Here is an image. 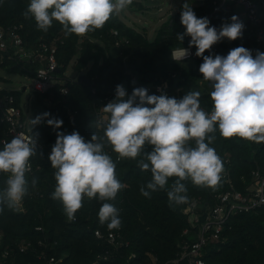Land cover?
<instances>
[{
  "label": "trees",
  "instance_id": "16d2710c",
  "mask_svg": "<svg viewBox=\"0 0 264 264\" xmlns=\"http://www.w3.org/2000/svg\"><path fill=\"white\" fill-rule=\"evenodd\" d=\"M214 2L220 0H200L191 5L197 18H207L210 27L219 30L224 23H229L238 9L231 4H224L214 12ZM30 0H0V27L19 26L20 34L26 46L36 47L40 43L56 44V62L63 74L75 58L74 71L84 75L91 84L67 81L68 94L63 96L56 86L47 94L32 92L27 99L28 113L31 119L49 113L48 119L56 118L63 123L59 129H53L42 121L31 129V134L43 143L44 150L30 159L34 167L39 169L32 175H26L29 181L28 194L23 198V212L4 208L0 211V248H8L16 255V264H45L38 259L36 250L38 240L47 244V257L60 260L58 264H148L150 256L159 264L175 257L178 246L188 240L182 236L185 229L192 231L188 216L183 212L185 204L170 203L167 191L177 178H169L165 189L151 193L150 198L141 195L140 189L151 180L150 171H142L136 159L118 160L117 155L105 145V152L116 164V178L125 185L112 201H100L96 198L83 199L82 207L75 213V219L69 221L59 201L51 199L56 182L54 169L48 159V151L56 141V133L65 135L78 132L86 142L96 132L103 135L97 128L96 111L101 101L115 99V88L122 85L130 96L134 88L158 85L167 82L170 93L178 91L177 100L182 99L189 91L200 92V107L210 113L212 110L211 84L201 82L203 77L199 66L202 57L191 58L177 63L171 60L170 51L175 48L189 46L190 37L185 36L180 42L177 36L185 32L180 23V14L184 4L164 22L156 31L155 37L149 40L145 31H136L119 20L117 14L104 24L101 29L89 32L84 36H65L62 26L53 22L47 32L37 30L32 19L22 15ZM257 14L264 27V1L255 0ZM133 4V3H132ZM139 8L138 4L134 3ZM242 36L234 41L224 39L207 50L203 55L227 56L230 50L244 47L255 56L259 51L264 53V41L261 46L254 43L252 29L243 24ZM111 31H117L118 40H125L119 47L114 45L115 38ZM194 53L196 48L192 47ZM40 66L34 63L7 61L0 63V70L9 74L31 76ZM3 80L0 78V81ZM5 94V92H1ZM19 106L20 92H10ZM127 98V97H126ZM76 113L72 118L70 114ZM210 135L214 141L209 145L220 157H229L230 173L235 185L242 186L251 179V172L264 169V143L257 144L241 138H222L219 131ZM13 137L7 135V126L1 121L0 113V150L2 140L10 142ZM207 142V141H206ZM195 147L194 142H190ZM151 146H145L150 151ZM8 174L0 173V191L6 187ZM37 183L33 188L31 180ZM187 188L188 201L200 198L204 204H212V196L225 190L220 180L214 188L197 187L191 181H183ZM112 203L119 212L120 230L124 243L115 255L106 261L96 257L102 253L106 245L94 235L96 230L103 233L109 229L107 223L101 225L98 212L103 203ZM42 227L43 231H36ZM116 230V229H110ZM222 236L225 242H219L205 248L203 260L206 264H264V206L247 214L232 217L226 224ZM30 242L32 247L19 253L16 244L25 245ZM135 258L131 259L130 255Z\"/></svg>",
  "mask_w": 264,
  "mask_h": 264
},
{
  "label": "clouds",
  "instance_id": "9594fccd",
  "mask_svg": "<svg viewBox=\"0 0 264 264\" xmlns=\"http://www.w3.org/2000/svg\"><path fill=\"white\" fill-rule=\"evenodd\" d=\"M131 4L132 0H30L22 15L32 19L39 31L47 32L55 21L66 37L84 36L101 29L112 15ZM180 23L185 32L177 39L182 42L185 36L190 37L189 48L195 47V55L203 58L199 72L201 82L212 87L211 112L200 107L199 91H189L177 100L163 93L149 95L143 87L134 88L128 96L125 88L117 85L115 99L101 109L107 115L97 122L102 136L94 132L86 142L75 131L67 135L56 133L48 157L56 182L51 199L62 204L69 221L75 219L85 197L112 201L125 187L116 178V164L105 152V145L118 160L143 157L138 166L151 172V180L140 189L146 198L165 189L169 178H177L167 197L170 203L179 205L188 202L183 181L214 188L221 179L223 164L209 146L215 139L211 133L218 130L225 139L237 137L264 143V53L258 51L253 56L241 46L230 50L227 56L203 55L224 39L234 41L242 36L244 25L236 16L217 30L209 26L206 17L197 18L185 3ZM181 53L184 58L188 50L182 48ZM49 115L29 119L30 132L44 120L49 127L59 129L63 121L48 119ZM36 143L35 135L20 133L3 144L0 173L8 174V178L0 191V211L15 209L28 194L26 173L31 170L30 159L36 156ZM145 146H151V150L145 151ZM36 183V179L31 180L33 188ZM98 219L101 225L107 223L109 229L121 225L118 209L112 203L102 204Z\"/></svg>",
  "mask_w": 264,
  "mask_h": 264
},
{
  "label": "built area",
  "instance_id": "2783aa9c",
  "mask_svg": "<svg viewBox=\"0 0 264 264\" xmlns=\"http://www.w3.org/2000/svg\"><path fill=\"white\" fill-rule=\"evenodd\" d=\"M170 2H178L180 0H167ZM264 1V0H260ZM231 4L239 11L235 15L240 22L249 25L252 29L254 43L257 46H261L264 41V27L261 18L257 14V7L255 0H220L217 4L214 2L216 12L224 4ZM191 6V5H190ZM21 27L13 25L8 27H0V63L4 59L7 61H20L26 63L38 64L40 68L31 76H25L27 81L31 82L30 88L32 92H38L40 94H47L51 92L56 86H59V93L63 96L68 94L66 87L67 81L61 82V77L63 74L60 72V67L57 65L55 54H56V44L55 41L46 44L40 43L36 47L26 46L24 39L20 34ZM111 35L116 39L114 45L119 47V45L125 40H118L117 31H111ZM182 48H175L170 51L171 60L177 63H182L185 60L196 58V55L192 48L189 46L183 49L188 50V55L182 58L181 53ZM57 70L59 72L57 73ZM167 82H162L158 85H147L149 95H160L161 93L167 95L168 97L177 98L174 93H170L167 90ZM24 93L26 87H23ZM22 89V90H23ZM5 92V94H1ZM10 92L15 91H5L0 89V113L1 121L7 126V135L10 137H15L20 133L26 136L31 135L29 119L26 112L28 113V103L26 106L21 105V100L19 106L16 104L15 97L10 94ZM19 92V91H16ZM111 100L104 99L101 101V106L96 111L97 122L107 114L102 112V108L106 106ZM76 113L70 114L72 118ZM100 129V128H99ZM5 140L1 141V144L5 143ZM44 150V145L37 140L36 143V153ZM51 154V150L48 151L47 156ZM220 157V156H219ZM223 164V171L221 175V181L225 186V190L216 193L212 196V204H204L200 198L189 200L186 203L183 212L188 216L189 222L191 224L192 231L190 229H185L182 232V236L188 237V240H184L182 244L178 246V252L175 257L161 263V264H206L202 256L205 252V248L210 245H215L219 242H225L226 238L222 236L226 224L229 220L240 214H247L255 211L264 206V169H255L251 172V179L249 182H245L241 178L242 186L241 188L235 185L230 173L231 161L229 157H220ZM31 170L26 173V175H32L35 171L39 169V166L34 167L30 162ZM18 212H23L22 203L15 208ZM36 231H43L42 227H37ZM94 235L97 239L101 240L106 248L103 249L102 253L96 257L95 263L99 260H109L118 249L122 246H127L124 243L121 235L120 228L116 230L107 229L104 233L102 231L96 230ZM0 235V242H1ZM19 253H24L32 247L31 243H25V245L16 244ZM36 250H40L37 254V258L44 260L45 264H58L60 260H56L53 257H47L45 249L47 244L41 240H38ZM15 256L11 250L8 248H0V264H16ZM131 259L135 258V255H130ZM148 264H159L157 259L150 256V261Z\"/></svg>",
  "mask_w": 264,
  "mask_h": 264
},
{
  "label": "rangeland",
  "instance_id": "374dc122",
  "mask_svg": "<svg viewBox=\"0 0 264 264\" xmlns=\"http://www.w3.org/2000/svg\"><path fill=\"white\" fill-rule=\"evenodd\" d=\"M158 2L157 6L145 5V0H132L131 5L128 6L126 10L117 14L119 20L125 23L128 27L135 29L136 31H145L146 36L149 40L155 37L156 31L159 27L166 22L171 15H173L181 4L188 3L189 5H194V3L200 0H180L178 2H170L167 0H156ZM141 6L140 8L134 3ZM75 64V58H73L70 64L67 66L63 76L61 77V82H65L69 79L71 73L74 71L73 67ZM83 71L81 74H84ZM0 89L5 91H19L21 93L20 100L22 108L26 106L28 97L31 95V90L28 86H31V82L27 81L24 75L21 74H9L5 71L0 70ZM23 87H26V91L22 93ZM177 91L173 95L176 96ZM29 115L25 114V116Z\"/></svg>",
  "mask_w": 264,
  "mask_h": 264
},
{
  "label": "water",
  "instance_id": "95a60500",
  "mask_svg": "<svg viewBox=\"0 0 264 264\" xmlns=\"http://www.w3.org/2000/svg\"><path fill=\"white\" fill-rule=\"evenodd\" d=\"M145 5H150V6H157L158 2L156 0H145ZM59 70H57V73ZM69 79L71 81H77L81 83H86V84H91V81L84 75V74H79L77 71H73L72 74L70 75ZM24 89L22 90V92Z\"/></svg>",
  "mask_w": 264,
  "mask_h": 264
}]
</instances>
